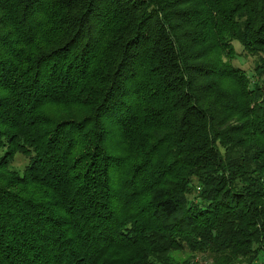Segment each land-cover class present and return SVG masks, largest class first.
Masks as SVG:
<instances>
[{
    "label": "trees",
    "instance_id": "obj_1",
    "mask_svg": "<svg viewBox=\"0 0 264 264\" xmlns=\"http://www.w3.org/2000/svg\"><path fill=\"white\" fill-rule=\"evenodd\" d=\"M197 254L264 264V0H0V264Z\"/></svg>",
    "mask_w": 264,
    "mask_h": 264
},
{
    "label": "rangeland",
    "instance_id": "obj_2",
    "mask_svg": "<svg viewBox=\"0 0 264 264\" xmlns=\"http://www.w3.org/2000/svg\"><path fill=\"white\" fill-rule=\"evenodd\" d=\"M234 46L237 49L238 52H240L241 47L238 45V43L234 42ZM234 64L245 69L247 71L248 74H251L250 69L252 68V66L250 65V59H247L243 56L241 57H236V59L234 60ZM25 162V158L21 155L16 156L14 161H13V166L20 168L23 166V163ZM194 263L196 264H200L205 260V257L201 254H197L195 257L192 258Z\"/></svg>",
    "mask_w": 264,
    "mask_h": 264
}]
</instances>
